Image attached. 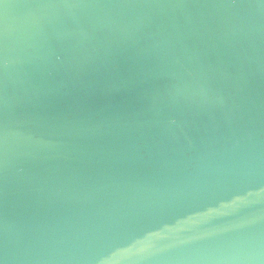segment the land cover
Here are the masks:
<instances>
[{
  "label": "water",
  "instance_id": "water-1",
  "mask_svg": "<svg viewBox=\"0 0 264 264\" xmlns=\"http://www.w3.org/2000/svg\"><path fill=\"white\" fill-rule=\"evenodd\" d=\"M0 264H264V0H0Z\"/></svg>",
  "mask_w": 264,
  "mask_h": 264
}]
</instances>
